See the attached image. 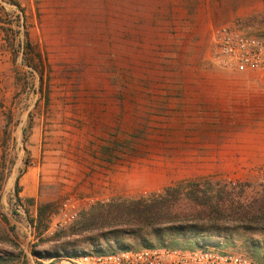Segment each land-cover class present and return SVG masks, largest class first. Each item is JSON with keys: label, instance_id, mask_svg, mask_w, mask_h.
I'll return each mask as SVG.
<instances>
[{"label": "rangeland", "instance_id": "rangeland-1", "mask_svg": "<svg viewBox=\"0 0 264 264\" xmlns=\"http://www.w3.org/2000/svg\"><path fill=\"white\" fill-rule=\"evenodd\" d=\"M21 2L12 0L24 22L0 6V217L20 247L0 242L1 258L69 264V254L105 247L127 227L56 236L81 213L170 188L180 191L178 206L190 204L197 189L221 193L227 211L263 200L264 151L244 142L251 129H264V119L250 118L260 117L249 112L260 105L227 102L234 98L224 87L242 82L223 77L231 70L215 59L214 33L234 24L264 35V0H62L55 14L61 30L51 35L69 41L56 54L40 38L49 15L43 1ZM70 200L78 218L58 227V210ZM46 203L52 209L41 234L31 221ZM227 211L221 220L167 228L184 231L186 250L234 252L261 263L264 229ZM128 239L145 246L142 238ZM149 241L172 248L170 239Z\"/></svg>", "mask_w": 264, "mask_h": 264}, {"label": "trees", "instance_id": "trees-1", "mask_svg": "<svg viewBox=\"0 0 264 264\" xmlns=\"http://www.w3.org/2000/svg\"><path fill=\"white\" fill-rule=\"evenodd\" d=\"M26 46L31 48V44L27 41ZM17 191V199L21 201ZM180 191L177 189H167L166 193L153 197L152 199H129L121 202H111L108 204H100L89 211L81 213L79 218L74 224L67 229H62L56 236L59 238L81 235L88 232H93L96 229L103 228H115L116 226L126 224V228H122L121 234H115L113 237L116 239L103 247V244H99L95 249V253H113L120 250H133L135 248L133 244L129 243L130 239L142 238L144 247H152L150 244V238L155 237L159 242L163 243L170 239L169 246L182 248L180 235H185L184 231L167 228L168 226L175 224L179 221L189 219H205V218H217L219 220L225 218L226 208L223 206V197L221 193L219 195H211L212 191H200L195 190L192 192V198L190 204L179 205L180 199H178ZM30 204H34L33 198L28 199ZM178 206V207H177ZM52 204H41L38 207L37 217L31 221L32 226L41 232V234L47 230L48 220L51 215ZM227 217L235 218L242 221H247L250 224H255L259 228L264 229V198L263 200L255 202L250 205H237L231 207L227 211ZM5 224H9L7 217L1 215L0 217V242L10 244L16 249H20L19 245L9 234L5 228ZM166 232L169 235H166ZM40 234L39 238L42 236ZM126 237H120L125 236ZM113 242V243H112ZM202 242V241H200ZM186 250V249H184ZM23 254L20 250L19 257ZM39 258H61V255L44 257L41 253L35 252ZM75 255L69 254L67 258H73ZM263 261L260 264H264V256L261 257ZM14 257H0V264H9L14 261Z\"/></svg>", "mask_w": 264, "mask_h": 264}, {"label": "built area", "instance_id": "built-area-1", "mask_svg": "<svg viewBox=\"0 0 264 264\" xmlns=\"http://www.w3.org/2000/svg\"><path fill=\"white\" fill-rule=\"evenodd\" d=\"M0 6L9 12L12 10L24 22L22 7L12 3V0H0ZM214 45L215 59L222 68L239 73L264 70V35L251 34L234 24H226L216 29ZM78 215V205L74 200L63 203L56 215L60 218L58 227L64 228L74 222ZM68 259L69 264H260L234 252L154 246L113 253H81Z\"/></svg>", "mask_w": 264, "mask_h": 264}, {"label": "crops", "instance_id": "crops-1", "mask_svg": "<svg viewBox=\"0 0 264 264\" xmlns=\"http://www.w3.org/2000/svg\"><path fill=\"white\" fill-rule=\"evenodd\" d=\"M22 5L27 4L28 6L32 4L33 0H21ZM43 5L47 7V21H43L41 24V41L49 46V54L59 53V50L66 49V43L69 41V37H63L60 35H51V32H58L61 30L60 27L56 26V11L62 5V0H42ZM72 42H75L73 39ZM222 75L229 80L237 79L241 81L242 84L224 87V93L228 96L233 97L227 102L230 104H239V103H256L260 105V108L257 110H249V112L260 113V117L251 116L250 118H261L264 119V70L262 71H248L246 73H239L235 70L231 71H222ZM239 98V99H235ZM240 136L239 134H235ZM248 139L244 142H247L251 147L250 149L254 150H263L264 151V129L263 130H253L247 134ZM241 143V140L235 138L232 140L233 147L236 148ZM262 146L257 148L256 146ZM235 150V149H234ZM33 177V176H32ZM32 189L36 190L35 181H31Z\"/></svg>", "mask_w": 264, "mask_h": 264}]
</instances>
